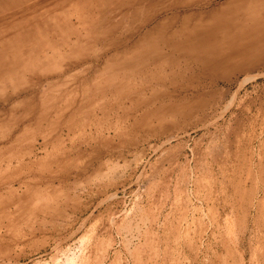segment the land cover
Instances as JSON below:
<instances>
[{"label": "rangeland", "instance_id": "1", "mask_svg": "<svg viewBox=\"0 0 264 264\" xmlns=\"http://www.w3.org/2000/svg\"><path fill=\"white\" fill-rule=\"evenodd\" d=\"M225 1L0 0V264H264V0Z\"/></svg>", "mask_w": 264, "mask_h": 264}, {"label": "bare ground", "instance_id": "2", "mask_svg": "<svg viewBox=\"0 0 264 264\" xmlns=\"http://www.w3.org/2000/svg\"><path fill=\"white\" fill-rule=\"evenodd\" d=\"M230 1H231V0H230ZM230 1H228V2H227V1H225V4H227V3L229 4V5H228V6H229V8H230V6H233V5H239V4H241V5H242V4H243L242 2H243L244 0H243V1H242V0H238V3H239V1H242V2H241V3H239V4H238V3H237V4H235L237 1H236V0H235V1H234V0H232V2L234 3V4L232 3L233 5L230 3ZM246 1H247V0H246ZM226 2H227V3H226ZM250 2H251V1H250ZM244 3H245V2H244ZM247 3H248V2H247ZM225 4L223 5V6H224V8H223V9H225V6H227V5H225ZM230 4H231V5H230ZM221 5H222V4H221ZM241 5H240L239 7H238V6H233V7H234V8H235V7H237V8H239V9H240V8H242V6H241ZM243 5H244V4H243ZM249 5H250V3H249ZM219 6H220V5H219ZM244 6H246V5H244ZM244 6H243V7H244ZM250 6H251V5H250ZM233 7H231V8H233ZM246 7H247V6H246ZM217 8L219 9V7H218V6H217ZM227 8H228V7H227ZM229 8L227 9L228 11H230V10H231V9L229 10ZM213 9H214V8H213ZM215 9H216V6H215ZM218 9H217V10H218ZM220 9H221V8H220ZM220 9H219V10H220ZM223 9H222L221 11H219V12L221 13L222 11H224V12L227 14V13H228V11L226 12V11H225L226 9H225V10H223ZM235 9H236V8H235ZM245 9H246V8H244V9H243V11H244ZM250 9H251V7H250ZM250 9H249V11H250ZM211 10H212V9H211ZM217 10H215V13H218V12H217ZM240 10H241V9H240ZM240 10H239V11H240ZM212 11H213V10H212ZM212 11H211V13H212ZM234 11H235V10H234ZM239 11H238V12H239ZM243 11H242V13H243ZM246 11H247V10H246ZM246 11H245V13H246ZM249 11H247V12H248V13H247L248 15H249V13H250V12H251V13H253V11H252V10H251L250 12H249ZM238 12H237V13H238ZM211 13H210V16H212V15H211ZM213 13H214V12H213ZM229 13H231V11H230ZM242 13H241V14H242ZM251 13H250V14H251ZM223 14H224V13H223ZM247 14H246V16H247ZM253 14H254V13H253ZM215 15H216V14H215ZM220 15H221V14H220ZM250 16H251V15H250ZM250 16H247V17H249V18H250ZM220 17H221V16H220ZM249 18H248V19H249Z\"/></svg>", "mask_w": 264, "mask_h": 264}]
</instances>
